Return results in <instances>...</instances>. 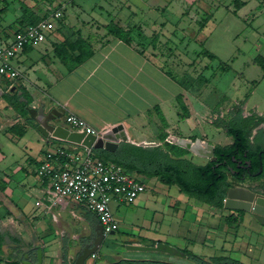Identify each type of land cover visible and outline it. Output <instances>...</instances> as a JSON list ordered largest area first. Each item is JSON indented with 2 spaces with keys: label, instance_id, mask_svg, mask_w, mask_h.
Returning a JSON list of instances; mask_svg holds the SVG:
<instances>
[{
  "label": "rangeland",
  "instance_id": "1",
  "mask_svg": "<svg viewBox=\"0 0 264 264\" xmlns=\"http://www.w3.org/2000/svg\"><path fill=\"white\" fill-rule=\"evenodd\" d=\"M22 3L37 15L60 9L56 25L64 24L63 36L79 35L93 48L114 37L109 32L112 25L131 29L133 44L159 59L168 72L187 86L186 98L194 117H177V135L226 144L231 137L214 120H228L237 110L243 116L253 113L257 117V123L249 130L251 140L256 131L264 132V0H0V16L9 22V30L15 28ZM62 39L57 38L51 47L70 66L71 57L59 46ZM204 48L214 58L206 55ZM169 86L163 92L181 91L178 84ZM174 102L177 103L175 98ZM184 112L178 103L179 115ZM157 118H151L148 124L156 125L154 128L159 131L162 121L159 115ZM187 156L196 163L207 159L193 153ZM139 176L146 185L141 199L117 208L111 203L113 214L123 221L114 233L103 238L97 250L100 260L127 255L193 264L189 258L162 251L126 249L125 241L134 236L143 244H152V237H162L164 242L204 258L229 255L245 264H264V223L251 211L243 210L240 216L237 214V220L227 222L226 216L234 210L211 206L180 191L176 185L152 180L144 174ZM227 180L232 186L264 190L258 179L238 183L228 174ZM178 196L187 203L178 209L167 205L168 200ZM135 227L142 235H137ZM78 247L66 249L74 256ZM46 252L47 249L42 264H60L47 259Z\"/></svg>",
  "mask_w": 264,
  "mask_h": 264
},
{
  "label": "crops",
  "instance_id": "2",
  "mask_svg": "<svg viewBox=\"0 0 264 264\" xmlns=\"http://www.w3.org/2000/svg\"><path fill=\"white\" fill-rule=\"evenodd\" d=\"M56 21L41 43L26 45L21 53L12 58L11 62L20 75L14 79L4 75L0 77V261L4 264H25L23 257L35 260L33 254L36 255V249L33 252V248L37 247L42 248V263L47 249V259L60 264H73L83 247L93 245L99 225L95 213L81 203L66 199L50 206L49 180L40 177L37 168L45 152L64 141L42 135L28 112L22 113L19 106L5 101L7 94L26 102V106L43 105L45 110L61 108L63 114L55 121L66 127L64 114L67 112L78 115L101 132L121 124L127 135L124 141L134 144H160L159 137L164 132L169 142L176 137L191 139L175 132L179 117L186 120L194 117L186 98L187 89L173 73H168L159 59L140 52L133 43L110 37L95 47L82 62L68 66L58 51L51 47V43L60 36L64 39V24L57 26ZM10 27L9 22L0 16V38L12 34L14 29L9 30ZM173 83L180 85L181 91L163 92ZM179 93L188 110L182 116L178 113L176 98ZM158 115L162 121L159 131L158 127L154 128L156 125L152 127L148 124L151 118L155 120ZM124 141H119L117 148ZM128 173L144 179L134 171ZM149 178L158 179L156 176ZM141 194L137 199L142 198ZM179 196L168 200L167 205L170 203L177 209L185 205L187 201ZM112 204L117 208L125 203L113 201ZM115 218L119 227L123 220ZM134 229L138 231L137 235H142L140 229ZM109 234L112 233H103L94 250L96 257L88 256L84 264L112 261L100 260L97 252L103 238ZM125 242L143 244L134 236ZM78 245L74 256L66 249L71 250L72 246ZM118 258L136 259L123 255L113 260ZM160 260L170 261L167 258Z\"/></svg>",
  "mask_w": 264,
  "mask_h": 264
},
{
  "label": "trees",
  "instance_id": "3",
  "mask_svg": "<svg viewBox=\"0 0 264 264\" xmlns=\"http://www.w3.org/2000/svg\"><path fill=\"white\" fill-rule=\"evenodd\" d=\"M20 8L21 13L16 17L14 22V31L20 30L29 24L36 23L49 15L46 13L37 15L25 3H22ZM109 32L125 43H133L131 29L121 25H112L109 28ZM59 46L65 51L66 56L71 57L72 64L70 66L82 62L94 51L91 43L79 35H76L74 38L66 35L63 41L59 43ZM139 51L144 52L143 49H139ZM203 51L210 58H214L215 55L212 52L205 48ZM168 73L171 74L170 72ZM180 83L184 87H187L183 81H180ZM176 98L179 106L187 114L188 110L182 100V94L179 93ZM6 99L11 105L15 107L19 106L22 113L27 114L26 102H18L19 100L14 95L10 97L6 96ZM214 123L224 129L226 135L231 137V141L226 144H215V160L207 158L202 163H196L190 157L186 156L187 153H191L188 149L167 141L165 139L167 135L165 132L160 134V144L144 146L124 141L113 151L101 148H92L91 150L96 157L120 166L126 172L134 171L137 174H144L147 177L156 176L164 184L176 185L180 191L185 192L187 195L193 196L211 206L222 208L226 191L231 186V183L227 180V175L230 174L231 169H239L241 173L242 169L237 164H245L247 159L250 160L252 169L258 167V147L263 143L264 132L263 130H258V133L254 135V142L256 143L251 142L249 130L253 124L257 123V117L253 113L243 116L238 110L228 120L218 118L214 120ZM140 181L143 182V179H140ZM234 211L235 213L231 212L226 216L225 219L227 222L237 220L238 216L244 212L240 209H235ZM237 214L239 215L237 216ZM153 243H155L154 240L152 241ZM35 249L33 248V252ZM182 250L186 252L193 264H245L241 260L229 255H216L204 258L188 249L183 248ZM104 264L180 263L159 259L118 258L105 262Z\"/></svg>",
  "mask_w": 264,
  "mask_h": 264
},
{
  "label": "built area",
  "instance_id": "4",
  "mask_svg": "<svg viewBox=\"0 0 264 264\" xmlns=\"http://www.w3.org/2000/svg\"><path fill=\"white\" fill-rule=\"evenodd\" d=\"M60 17L61 10L55 9L36 23L0 38V75L11 79L18 77L20 72L12 64V58L26 45L43 41ZM64 123L71 130L86 131L96 136L101 133L72 112L64 114ZM91 149L64 141L45 152L37 174L49 180L50 206L66 199L81 203L95 213L102 233L108 234L118 228L111 203H133L145 191L146 185L120 166L96 157ZM96 255L95 251L89 254L91 258Z\"/></svg>",
  "mask_w": 264,
  "mask_h": 264
},
{
  "label": "water",
  "instance_id": "5",
  "mask_svg": "<svg viewBox=\"0 0 264 264\" xmlns=\"http://www.w3.org/2000/svg\"><path fill=\"white\" fill-rule=\"evenodd\" d=\"M26 110L30 116L36 121V128L40 133L49 138L59 139L65 142H73L79 145H84L91 148H105L106 150H115L119 145V141L127 140L121 124L104 130L99 136L86 131L71 130L55 119L63 114L61 108H50L45 110L43 105L38 107L26 106ZM170 141L188 149L191 153L198 156L207 157L210 160H215L214 144L200 137H195L193 140L185 137H176L169 139ZM153 145V142L149 143ZM223 207L228 209H240L251 211L256 219L264 223V195L244 186H230L226 191L223 199ZM111 231L110 233H113ZM103 233L101 225H98L97 237L92 246H85L76 256L73 264H84L85 259L91 252L97 249L98 243L102 238ZM126 249L130 250H157L181 257L188 258V255L182 249L170 245L164 241H155L153 244L131 243L124 244ZM25 264H42V248H36L35 260H23Z\"/></svg>",
  "mask_w": 264,
  "mask_h": 264
},
{
  "label": "flooded vegetation",
  "instance_id": "6",
  "mask_svg": "<svg viewBox=\"0 0 264 264\" xmlns=\"http://www.w3.org/2000/svg\"><path fill=\"white\" fill-rule=\"evenodd\" d=\"M258 131H256L255 134H257ZM254 134V135H255ZM251 142L254 143V139L251 140ZM215 146V144H214ZM214 154V151H213ZM258 157H259V164L256 169L251 168V162L247 159L245 164L238 163L240 169H242L241 173L239 169L233 170L231 169L230 176L231 178L235 179L238 183L244 182L246 179H258L261 182V186L264 188V142L258 147ZM216 158V156H215ZM235 185V184H234ZM232 186V185H231ZM230 187V186H229ZM256 193H261L264 195V190L258 189V188H249ZM22 258V257H21ZM189 258V257H188ZM23 260H30L28 257L22 259Z\"/></svg>",
  "mask_w": 264,
  "mask_h": 264
}]
</instances>
